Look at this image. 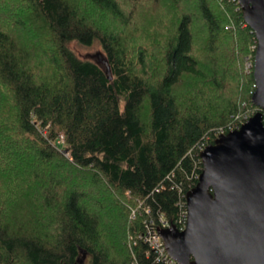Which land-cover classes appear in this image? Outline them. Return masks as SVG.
<instances>
[{
	"label": "trees",
	"instance_id": "obj_1",
	"mask_svg": "<svg viewBox=\"0 0 264 264\" xmlns=\"http://www.w3.org/2000/svg\"><path fill=\"white\" fill-rule=\"evenodd\" d=\"M85 1L0 0V264H156L139 236L181 229L201 153L260 110L238 0ZM154 5L165 43L94 17Z\"/></svg>",
	"mask_w": 264,
	"mask_h": 264
},
{
	"label": "water",
	"instance_id": "obj_2",
	"mask_svg": "<svg viewBox=\"0 0 264 264\" xmlns=\"http://www.w3.org/2000/svg\"><path fill=\"white\" fill-rule=\"evenodd\" d=\"M238 3L258 40L252 102L260 110L204 149L199 182L186 195V227L160 230L180 264H264V0Z\"/></svg>",
	"mask_w": 264,
	"mask_h": 264
},
{
	"label": "rangeland",
	"instance_id": "obj_3",
	"mask_svg": "<svg viewBox=\"0 0 264 264\" xmlns=\"http://www.w3.org/2000/svg\"><path fill=\"white\" fill-rule=\"evenodd\" d=\"M77 1H80L81 3L83 2V4L86 5L85 0H77ZM123 3L125 2H122V4ZM134 6L135 5L133 4H128L127 7L123 5L125 14L127 15ZM152 7L155 9L151 10L150 12L146 14L137 13L136 17H134L133 19L130 18V20L132 19V21H129L130 26L128 25L125 27L121 23H119V21L115 19L112 15H110L108 12L96 13L94 14V17L96 18L95 21L100 22L101 25L103 24L102 26L107 28L111 32L112 31L114 32L122 31V32H126V34L129 35L131 33V30H133L134 28H137L138 30L137 39H135L136 43L140 39V33L142 35L141 40L144 43L145 42L150 43L154 41V39H156V41L158 42L165 43L166 40L169 38L168 36H170L172 33L170 32L171 28L169 27V26H172L171 25L172 16H167L166 18H164L163 9L161 5H159V7H156L155 5ZM87 9L89 10L90 8H87ZM144 30L146 31L143 32ZM71 48L81 57H85V55H88V54L95 55L99 52H103L102 47L100 46L99 43H95V45L88 47V46H84V45L74 42L71 44ZM248 61L249 60L247 58V62ZM248 66L249 67L251 66L250 62L247 63V67ZM61 140L62 141L64 140L63 135H62ZM83 264H90L87 256Z\"/></svg>",
	"mask_w": 264,
	"mask_h": 264
},
{
	"label": "built area",
	"instance_id": "obj_4",
	"mask_svg": "<svg viewBox=\"0 0 264 264\" xmlns=\"http://www.w3.org/2000/svg\"><path fill=\"white\" fill-rule=\"evenodd\" d=\"M147 211L149 212V210ZM187 215H188V210L185 211V217H184L185 221L182 222L183 226L180 227L181 230L186 227ZM160 222H161L160 225L158 226L152 225L151 227L148 228L147 234H141L139 237L149 242L150 249H148V253L152 250L156 254V264H180L169 253L165 240L160 233L161 229L169 228L173 224L170 223L168 220H164V219H161Z\"/></svg>",
	"mask_w": 264,
	"mask_h": 264
}]
</instances>
